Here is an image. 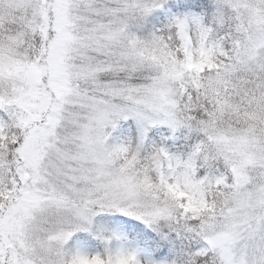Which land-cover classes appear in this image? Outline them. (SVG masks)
<instances>
[{"label":"snow or ice","instance_id":"1","mask_svg":"<svg viewBox=\"0 0 264 264\" xmlns=\"http://www.w3.org/2000/svg\"><path fill=\"white\" fill-rule=\"evenodd\" d=\"M0 264H264V0H0Z\"/></svg>","mask_w":264,"mask_h":264}]
</instances>
